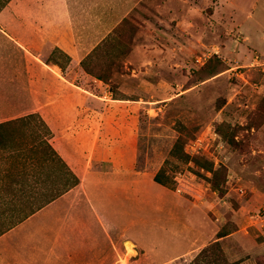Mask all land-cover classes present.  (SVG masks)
Listing matches in <instances>:
<instances>
[{"label":"rangeland","instance_id":"374dc122","mask_svg":"<svg viewBox=\"0 0 264 264\" xmlns=\"http://www.w3.org/2000/svg\"><path fill=\"white\" fill-rule=\"evenodd\" d=\"M47 1L52 8L54 0ZM25 2L0 10V28L9 23L21 30L0 31V122L38 114L68 167L72 156L84 162L94 146L96 179L45 208L31 229L26 224L9 242L14 254L22 258L24 248L38 244L31 234L49 237L40 242L54 249L59 227L64 257L72 247H86L89 240L71 239V233L95 231L92 203L100 214L110 212L112 234L119 232L125 242L120 262L122 241L112 235L111 264H231L220 244L200 243L189 228L212 234L219 221L218 234L230 228L258 234L261 227L264 207L249 198L253 184L264 186V0H126L111 32L83 31L84 25H72L70 32L53 14L30 15ZM91 5L97 22L102 2ZM30 22L36 32L26 41L32 44L28 53L20 44ZM74 122L81 129L73 140ZM61 126L63 139L55 136ZM2 154L5 231L27 202L7 191L28 183L14 176L21 163ZM160 169L172 180L168 187L153 181ZM170 233L178 246L161 255L160 244ZM240 235L237 250L249 239ZM152 236L159 246L153 256L145 251ZM7 247L0 262L14 264Z\"/></svg>","mask_w":264,"mask_h":264},{"label":"crops","instance_id":"0c3cea01","mask_svg":"<svg viewBox=\"0 0 264 264\" xmlns=\"http://www.w3.org/2000/svg\"><path fill=\"white\" fill-rule=\"evenodd\" d=\"M18 1L20 0H10V2H8L4 8L8 10L10 8H16V3ZM25 1L26 0H23V2ZM38 1H39V4L35 3L34 0H29L27 3L25 2V7L26 8L30 7V11H31L30 15H47L48 13L53 14L55 16L56 21H58L61 25L69 26L68 30L70 32L74 31L71 27L72 25H76V26L84 25L86 27H82V30L87 31V32L88 31L111 32L114 29V27H111L112 19L116 17H120V15L122 14L123 8L126 7V5L122 3V1H126V0H113V1H118V2H116V4L113 6V12H112L111 10L112 0H97L99 2H102V5H101L102 11L99 17L95 16V17H98V20L96 22L92 18L93 9H91L92 8L91 1H96V0H54V2L51 3L52 8L46 7L48 5L47 0H38ZM96 6L98 7L99 4H97ZM70 16L72 17V19L70 18ZM30 23L31 24L28 29L26 28L25 30L23 28L22 30V33L25 34L22 36V39L24 42L21 44L19 43L25 51H27L26 48L32 47V44L28 42L31 41L32 37H34L35 35L34 32H36L34 27H32L34 26V23L33 22H30ZM36 25L39 26L37 30L41 31L40 24L37 23ZM95 26H98V27L96 28ZM77 29L80 30L79 28ZM5 30L7 31V33L8 32L14 33L16 30L21 31L18 27H16V25L14 24L12 25L9 23L6 26V29L0 28V31L2 33H5ZM6 36L10 38L11 40H13V42H16V38L14 37V34H6ZM27 40L28 42H26ZM55 49L66 54L69 57V62H71V58L67 54L66 51L61 50L59 48H55ZM27 52L29 53V51ZM8 109L9 108H7V110ZM10 120H13V119H9V120L6 119L0 123H4ZM78 124H79L78 122H74L72 123V126H71L72 130H71L70 136H71V139L73 140L75 138H79V135H77V137L74 136L75 133H78V134L80 133L79 131L75 132L76 128L81 129V126ZM57 129L58 127L55 130L56 138L60 134L61 138L63 139L64 136H66V133L64 132L62 126L60 130H57ZM51 133H52V130H51ZM72 144H73L72 147L74 148V143L72 142ZM94 155H95V147L92 146V150L90 152L88 150V154L86 155V160L84 162L82 161V159H79V157L74 158L72 156L70 158L69 168L78 179V184L74 186L72 189H70L69 190L70 192H73L75 189H78L82 186L90 188V185L93 182H95L96 178L94 176V171H93L94 170L93 166L95 163ZM60 157L68 166V161H65L63 156H60ZM100 175L104 176V178L101 181L102 185L104 186V183L106 181L105 175L99 173V176ZM69 191H67L66 193H68ZM250 192H251V195H250L249 201L255 203L254 204L255 207H257L259 204L261 205V207H264V186L253 184L250 188ZM66 193H64L62 196H60L59 198H57L56 200H54L47 206L43 207L42 209H40L33 215L29 216L23 222L16 225L12 229L8 230L3 235H1L0 236V254L2 253L1 249H3L4 245H6L8 246L7 248L9 249L10 254L13 253L11 256L12 258L11 260H13L14 264H111V261H110L111 239L113 235V238H118L119 242L122 241V243L118 245L119 247L118 256L119 257L121 255L124 256V253L122 251L124 250L125 242L121 238V234H119V232L117 233L114 231L112 234V231H111L112 221L110 218V212L107 211V213L105 214L103 211V213L100 214V211L98 210V206L92 203L90 204V208L94 212V215H95L92 217V222L94 224L95 231L87 232L83 236L79 235V233H74V232L71 233L72 235L71 239L81 237L82 239L86 238L87 240H89V242L85 244L86 247L81 248V249L79 248L75 249L72 247L70 249L71 250L70 254L64 257L63 247H62L63 244L62 242L61 243L59 242V240L63 239V232L61 230V227H59L58 232L55 231L54 233V238L56 242L54 249L48 250L45 247L46 245L44 244V242H40L41 239H48L49 237H43V235L41 234L39 235L31 234V235L38 237V240H39L38 244L32 241L31 242L32 244L30 245V247L24 248L26 252H24L23 254L24 257L22 258L14 254L15 251L11 249V245L9 242L13 241L17 236H19L22 230L24 232L26 224H29V227L31 229L32 228L31 226L33 224L31 222H33L34 220L35 221L41 220L40 219L41 217L38 214L42 212L43 210H45V208H47L49 205L53 203L56 204L57 202H59L60 198L63 197ZM178 210H179V207H177V211ZM121 219L124 220L123 217L121 218V216H119V221L117 222L119 230L121 229V224H122ZM260 222H261L260 223L261 227L260 228L256 227L258 234L255 233L256 231H253L250 233V230L243 229V231H241L240 229L230 228V231H227L225 232L223 236L218 237L217 234L219 232V227H220L219 221L218 223H214L215 230L212 234L208 232H203L201 230H199V232H196L192 228H189V234L190 236L197 237L200 243H204V241L208 239H213L210 242V244H215V243L220 244L221 247L224 250H226V253L229 257V261L231 264H264V217L260 219ZM56 224L57 222H55V225ZM106 224H108V226H106ZM174 227H178V226L174 225ZM114 228H116L115 225H114ZM173 229L175 230L176 228H173ZM240 232H243V236L249 237V239L247 240L246 245H243V246L240 245L241 249L237 250V248L234 247L233 245L235 242L238 241V238L241 237ZM5 235L7 236V239L2 241V238H4L3 236ZM152 238H153L152 243L154 245L151 244L150 247H147V249H145V251L147 250L148 252L146 251V253L147 254L149 253L153 256L158 253L157 251H158L159 246H158V236L156 237L152 236ZM90 240H94V242L91 243ZM136 243L138 246V236L136 237ZM177 243L178 241L176 242V238H173L170 233V235L165 238V243L160 244L161 246H160L159 253L161 255H165V253L167 252V255H169L170 251L171 252L175 251V247L178 246ZM162 244L165 245L166 247H163ZM128 248L131 249V246L128 245ZM178 256H181V255H178ZM174 257H177V256L174 255ZM0 259L2 258L0 257ZM122 260H123V257H120L119 261L121 262ZM0 264H4V263L0 262Z\"/></svg>","mask_w":264,"mask_h":264},{"label":"trees","instance_id":"16d2710c","mask_svg":"<svg viewBox=\"0 0 264 264\" xmlns=\"http://www.w3.org/2000/svg\"><path fill=\"white\" fill-rule=\"evenodd\" d=\"M8 2L10 0H0V10ZM57 51L69 60L66 54ZM81 64L85 65V61L83 60ZM96 78L101 80L98 76ZM27 128L30 133L27 132ZM39 129L41 134L36 132ZM51 136V130L38 114H28L0 123V152L6 160L11 159L21 163L22 168L16 170L14 176L28 183L24 185L25 187L11 188L7 191L12 198L22 194L27 202L21 207L23 209L18 216L11 220L6 230L0 231V236L78 184L77 177L50 144ZM207 171L215 173L212 167ZM153 181L163 187H168L172 183L162 169L154 175ZM224 234L219 233L217 236L221 237ZM205 251L206 249H203L201 253Z\"/></svg>","mask_w":264,"mask_h":264}]
</instances>
